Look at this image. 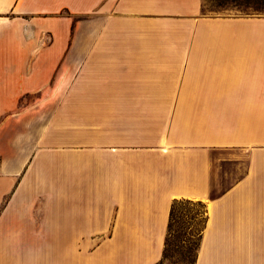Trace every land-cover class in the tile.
<instances>
[{
    "label": "crops",
    "instance_id": "0c3cea01",
    "mask_svg": "<svg viewBox=\"0 0 264 264\" xmlns=\"http://www.w3.org/2000/svg\"><path fill=\"white\" fill-rule=\"evenodd\" d=\"M176 199L264 264V2L0 0V264H156Z\"/></svg>",
    "mask_w": 264,
    "mask_h": 264
},
{
    "label": "rangeland",
    "instance_id": "374dc122",
    "mask_svg": "<svg viewBox=\"0 0 264 264\" xmlns=\"http://www.w3.org/2000/svg\"><path fill=\"white\" fill-rule=\"evenodd\" d=\"M253 1L252 6L259 8L258 12L261 13L262 0ZM201 12L203 15L238 13L230 6L216 7L213 0H201ZM48 114V111H40L41 121H44L43 119ZM214 193L218 192L214 191ZM173 219L171 234L165 248V257L161 264H192L204 222V208L200 202H179L175 205Z\"/></svg>",
    "mask_w": 264,
    "mask_h": 264
},
{
    "label": "trees",
    "instance_id": "16d2710c",
    "mask_svg": "<svg viewBox=\"0 0 264 264\" xmlns=\"http://www.w3.org/2000/svg\"><path fill=\"white\" fill-rule=\"evenodd\" d=\"M213 1L215 3L216 7L223 8L224 6H230L231 8L235 9L236 12H238V14H248V15L251 14L252 15L253 13H259L258 12L259 8H254V6H252V4L254 3L253 0H213ZM263 2H264V0H262L261 11H262V7H263ZM248 10H251V12H247ZM179 202H190V201L189 200H185V199L173 200V202L171 204V207H170V211H169V220H168V226H167V234H166V238H165V243H164V249H163L162 257L156 264H161L163 259H164V257H165V250H166L165 248H166V245H167L168 237L171 234V227H172V223H173V220H174L173 219L174 208H175V205L177 203H179Z\"/></svg>",
    "mask_w": 264,
    "mask_h": 264
}]
</instances>
